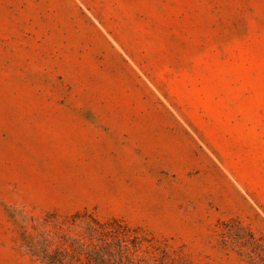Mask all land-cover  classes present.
<instances>
[{
	"label": "rangeland",
	"instance_id": "rangeland-1",
	"mask_svg": "<svg viewBox=\"0 0 264 264\" xmlns=\"http://www.w3.org/2000/svg\"><path fill=\"white\" fill-rule=\"evenodd\" d=\"M0 264H264V0H0Z\"/></svg>",
	"mask_w": 264,
	"mask_h": 264
}]
</instances>
